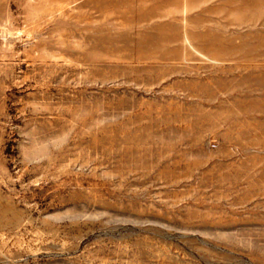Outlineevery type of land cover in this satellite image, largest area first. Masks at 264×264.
Wrapping results in <instances>:
<instances>
[{
	"label": "rangeland",
	"instance_id": "rangeland-1",
	"mask_svg": "<svg viewBox=\"0 0 264 264\" xmlns=\"http://www.w3.org/2000/svg\"><path fill=\"white\" fill-rule=\"evenodd\" d=\"M0 264H264V0H0Z\"/></svg>",
	"mask_w": 264,
	"mask_h": 264
}]
</instances>
